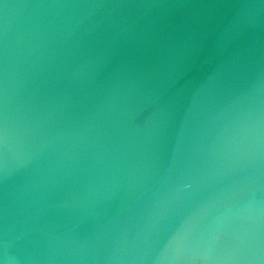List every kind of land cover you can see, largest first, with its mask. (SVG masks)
<instances>
[{
  "label": "clouds",
  "instance_id": "1",
  "mask_svg": "<svg viewBox=\"0 0 264 264\" xmlns=\"http://www.w3.org/2000/svg\"><path fill=\"white\" fill-rule=\"evenodd\" d=\"M0 264H264V0H0Z\"/></svg>",
  "mask_w": 264,
  "mask_h": 264
}]
</instances>
